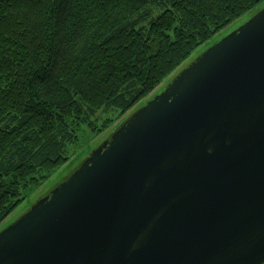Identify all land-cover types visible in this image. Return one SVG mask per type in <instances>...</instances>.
I'll return each mask as SVG.
<instances>
[{
	"label": "water",
	"instance_id": "95a60500",
	"mask_svg": "<svg viewBox=\"0 0 264 264\" xmlns=\"http://www.w3.org/2000/svg\"><path fill=\"white\" fill-rule=\"evenodd\" d=\"M0 264H264V8L1 229Z\"/></svg>",
	"mask_w": 264,
	"mask_h": 264
},
{
	"label": "trees",
	"instance_id": "16d2710c",
	"mask_svg": "<svg viewBox=\"0 0 264 264\" xmlns=\"http://www.w3.org/2000/svg\"><path fill=\"white\" fill-rule=\"evenodd\" d=\"M263 8L264 0H0V228L68 165L82 126L115 110L102 133L110 130L201 47Z\"/></svg>",
	"mask_w": 264,
	"mask_h": 264
},
{
	"label": "rangeland",
	"instance_id": "374dc122",
	"mask_svg": "<svg viewBox=\"0 0 264 264\" xmlns=\"http://www.w3.org/2000/svg\"><path fill=\"white\" fill-rule=\"evenodd\" d=\"M248 20L249 18L246 17L237 21L236 23L231 25L227 30H225L219 37L224 38L225 36L230 34V32L240 27L243 23ZM206 48L205 46L201 47L200 50H198V52L194 54V61L201 56V54L204 52V50H206ZM167 84L165 86H167ZM165 86H163L162 89ZM129 117L130 115L121 119L120 122H117L110 130L106 131L105 133H102L104 126L108 123H114L119 118L118 111L113 110L107 113L100 112L92 119V126H82L80 129V133L78 134L77 143L68 148V156L70 158V162L68 163V165H66L64 168L52 175V177L47 180L42 186L35 189L34 191H31L28 194V198L26 199L24 204L18 208V210L8 219V221L2 226V228H0V230L6 227L7 225L15 222L17 219L27 213L31 209V207L38 202V200L45 198L55 187L64 182V180L71 175L70 173L77 167H79V165L84 160H86L92 154L93 151H95L106 140H108L113 134V132H115V130H117L119 126L124 123Z\"/></svg>",
	"mask_w": 264,
	"mask_h": 264
}]
</instances>
